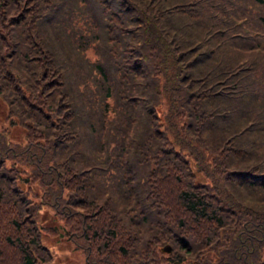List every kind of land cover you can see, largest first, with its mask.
<instances>
[{"label":"trees","instance_id":"trees-1","mask_svg":"<svg viewBox=\"0 0 264 264\" xmlns=\"http://www.w3.org/2000/svg\"><path fill=\"white\" fill-rule=\"evenodd\" d=\"M45 204L90 264H264V0H0V264Z\"/></svg>","mask_w":264,"mask_h":264},{"label":"rangeland","instance_id":"rangeland-1","mask_svg":"<svg viewBox=\"0 0 264 264\" xmlns=\"http://www.w3.org/2000/svg\"><path fill=\"white\" fill-rule=\"evenodd\" d=\"M13 134L23 138L24 131L21 127H16ZM38 222L44 226V241L52 252V259L47 264H90L89 258L93 259L94 256L92 252H88L84 240L74 239L69 234L66 229L68 223L49 204L42 205Z\"/></svg>","mask_w":264,"mask_h":264}]
</instances>
